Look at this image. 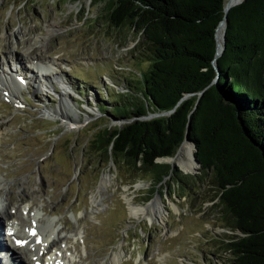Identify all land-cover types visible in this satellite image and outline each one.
<instances>
[{
  "label": "rangeland",
  "instance_id": "374dc122",
  "mask_svg": "<svg viewBox=\"0 0 264 264\" xmlns=\"http://www.w3.org/2000/svg\"><path fill=\"white\" fill-rule=\"evenodd\" d=\"M104 1L0 0V49L20 54L17 63L1 59L0 50V63L22 79L18 100L10 102L0 89V210L51 221L60 239L55 253L65 264H108L120 249L121 264H228L221 247L233 232L203 189L200 196L182 195L170 182L154 188L144 176L132 184L133 175L88 153L96 131L115 126L95 111L106 90L123 93V79L140 66L135 33L102 23ZM32 55L52 63L54 75L42 89ZM78 89L87 93L82 104ZM155 199L164 221L129 216L126 200L146 206ZM26 223L17 231L26 233ZM25 249L32 264L36 252Z\"/></svg>",
  "mask_w": 264,
  "mask_h": 264
},
{
  "label": "trees",
  "instance_id": "16d2710c",
  "mask_svg": "<svg viewBox=\"0 0 264 264\" xmlns=\"http://www.w3.org/2000/svg\"><path fill=\"white\" fill-rule=\"evenodd\" d=\"M224 1H104L102 23L135 33L140 66L123 79V93L106 90L95 111L115 126L96 131L87 148L133 175L132 184L144 176L150 186L170 182L182 195L203 189L233 232L221 247L228 264H264V0L229 11L214 83ZM75 93L82 104L87 93ZM225 99L239 107V122ZM186 137L200 164L195 174L160 162L173 158Z\"/></svg>",
  "mask_w": 264,
  "mask_h": 264
},
{
  "label": "bare ground",
  "instance_id": "6f19581e",
  "mask_svg": "<svg viewBox=\"0 0 264 264\" xmlns=\"http://www.w3.org/2000/svg\"><path fill=\"white\" fill-rule=\"evenodd\" d=\"M223 31L224 26L221 25L217 32V38L220 44L222 41ZM2 49L0 50L3 52ZM29 52V50H24V52H22L23 57H27ZM2 54L4 55V57L1 58L3 60L11 58L12 60H17V63L19 62L18 60H20V54L9 48H4V52ZM29 58L35 64V67L40 74V79H38L39 77H36L38 82H35V84L42 89L46 87L48 82L51 80L50 76L54 75L53 72H51L52 75L48 74V71L52 68V63L50 61H46L44 58L38 57V55H32ZM6 65L8 67V64L2 65L0 63V87H2L4 90L2 93L4 97L10 102H13L18 100L17 97L20 94L21 88L15 83L17 81L11 78L13 77V72L6 68ZM0 123H2V121H0ZM193 156V148L189 144L184 143L177 151L176 156L170 159L169 162L178 165L186 173H193L197 169ZM106 179V176H103L101 179V184H105L107 181ZM2 182L3 181L0 180V184H2ZM126 201L128 205V214L130 217H143L149 222L159 220L164 221L165 211L159 199H155L146 206H134L131 204L130 200ZM25 208L28 210V206L24 205L22 208L23 213H25ZM10 209V207L4 206V208L0 210V252H2L1 254L3 255L2 256L0 254V264H31L29 257L25 254V247H31L33 251L36 252L34 253L35 256L33 258L34 263L65 264V261L67 262L66 259L63 261L59 257V254L55 253L60 239L56 235L55 231L51 228V221L48 219H40L37 214H31L30 217L25 220L20 219L18 216L20 211L16 210L15 215H13L10 214ZM26 220L28 223H30V227H28L27 232L25 233L17 231V228L24 230L25 225L23 226L21 223H26ZM33 229L36 230L35 235L31 234V230ZM3 237L6 239V241H3L5 240ZM37 239H40V241L38 242ZM21 243H24V245H20ZM10 249L14 253L10 251ZM17 257L19 260H17ZM122 258L123 251L120 249L109 258L108 264H121ZM33 262L32 264H34Z\"/></svg>",
  "mask_w": 264,
  "mask_h": 264
},
{
  "label": "water",
  "instance_id": "95a60500",
  "mask_svg": "<svg viewBox=\"0 0 264 264\" xmlns=\"http://www.w3.org/2000/svg\"><path fill=\"white\" fill-rule=\"evenodd\" d=\"M244 1H245V0H225V1H224V7H223V18H222V20L220 21V23L218 24V26H217V28H216V30H215V36H214V38H215V43H216V50H215V57H214V59H213V61H212V66H213L214 70H215L216 73H217V77H216V79L214 80V83L217 82L218 77H219V68H218V66H217V62H216V60L221 56V54L223 53V51H224V49H225V42H226V39H225V29H226L227 15H228L229 11H230L232 8H234V7L238 6V5H241ZM221 25L224 26V31H223V35H222V41H221V44H220V43L218 42L217 32H218V30H219V28H220ZM199 95H201V94H199ZM225 102L232 106V108H233V113H234V115H235L237 121L239 122V121H240V109H239V107H238V106H237V105H236L231 99H225ZM151 117H153V116H151ZM184 143H187V144L191 145L192 148H193V150H194V156H193V159H194V162H195V164H196V166H197L198 168H197L193 173H196V172H198V170H199V168H200V164H199V162H198V160H197V157L195 156L196 149H195V147H194L192 144H190V142H189V140H188L187 137H186ZM184 143H183V144H184ZM183 144H182V145H183ZM175 156H176V155H175ZM175 156H174V157H175ZM170 159H172V158L162 159V160H160V162H163V163H165V164H169V165H171L172 168H176V169H179V170L181 171V169H180V167H179L178 165H175V164H172V163L169 162Z\"/></svg>",
  "mask_w": 264,
  "mask_h": 264
}]
</instances>
